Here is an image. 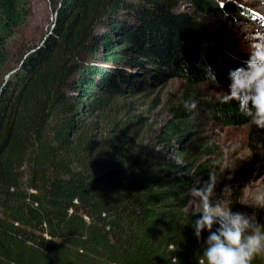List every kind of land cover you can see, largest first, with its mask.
I'll return each instance as SVG.
<instances>
[{
    "label": "trees",
    "instance_id": "1",
    "mask_svg": "<svg viewBox=\"0 0 264 264\" xmlns=\"http://www.w3.org/2000/svg\"><path fill=\"white\" fill-rule=\"evenodd\" d=\"M183 4L192 12L180 11ZM51 7L48 34L13 61L28 0H0V264H198L200 214L182 210L216 154L198 121L249 124L250 149L264 145V129L238 103L199 94L207 69L229 84V71L242 66L217 53L227 39L214 24L225 12L217 0H52ZM131 57L159 67L158 83H183L150 144L149 119L133 114L130 101L149 83L123 89L119 67ZM190 97L197 108L186 111ZM253 264H264V255Z\"/></svg>",
    "mask_w": 264,
    "mask_h": 264
},
{
    "label": "rangeland",
    "instance_id": "2",
    "mask_svg": "<svg viewBox=\"0 0 264 264\" xmlns=\"http://www.w3.org/2000/svg\"><path fill=\"white\" fill-rule=\"evenodd\" d=\"M51 1L28 0L30 16L20 28L18 35L11 41L13 61L17 60L22 47L38 45L48 34L55 18ZM217 3L225 12V18L214 24V30L223 33L227 39L225 44L218 47L217 53L219 57H229L242 64L252 51V44L257 38V33H264V22L259 21L260 18H264V4L258 0H217ZM233 7L235 8L232 9ZM179 9L182 12H192L191 8L184 4ZM104 58L102 55L97 59L89 58V61L94 63ZM145 61L140 58H127L126 65L120 66L119 69L127 74V82L123 83V89L127 92L129 91L127 84L133 80L144 79L149 83L148 92L135 94L130 101L133 114L149 119L150 144L152 138L159 134L168 122V111L171 106H167L168 98L178 99L183 91V83L177 79L158 83L159 67L149 65ZM139 63H141L140 68L137 66ZM227 86L228 84L225 83L215 84L209 79L199 88V94L205 96V99L212 96L218 97L219 92L227 91ZM198 122L201 127L197 129L199 135L205 138V142L216 147V154L210 158V163L214 165L213 171L218 177L214 199L226 201L232 206L234 212L250 214L255 212L258 219L264 222V207H261L255 199L258 192H264V145L256 152L250 149L249 124L223 127L207 117H202ZM176 161L183 165V156ZM208 179H198L188 187L189 201L182 210L183 214H200L199 203L189 193L193 186L198 183L203 184ZM226 185L231 188V191L224 193Z\"/></svg>",
    "mask_w": 264,
    "mask_h": 264
},
{
    "label": "clouds",
    "instance_id": "3",
    "mask_svg": "<svg viewBox=\"0 0 264 264\" xmlns=\"http://www.w3.org/2000/svg\"><path fill=\"white\" fill-rule=\"evenodd\" d=\"M206 78L219 84L210 68ZM228 80L227 91L218 93L219 102L238 103L239 112L248 122L264 129V33H257L252 51L242 66L229 71ZM183 106L186 111H193L197 101L190 97ZM217 184V173L210 171L208 181L193 186L189 193L201 208L193 226L195 237L204 245L198 264H253L257 256L264 255V222L255 212H234L226 201L215 200ZM230 191L226 185L224 193ZM255 199L264 207V192H258Z\"/></svg>",
    "mask_w": 264,
    "mask_h": 264
},
{
    "label": "bare ground",
    "instance_id": "4",
    "mask_svg": "<svg viewBox=\"0 0 264 264\" xmlns=\"http://www.w3.org/2000/svg\"><path fill=\"white\" fill-rule=\"evenodd\" d=\"M259 21H260V22H264V18H263V17L260 18Z\"/></svg>",
    "mask_w": 264,
    "mask_h": 264
}]
</instances>
